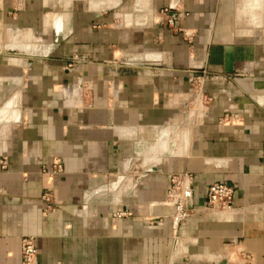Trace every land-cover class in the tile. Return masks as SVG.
<instances>
[{"label": "crops", "instance_id": "obj_1", "mask_svg": "<svg viewBox=\"0 0 264 264\" xmlns=\"http://www.w3.org/2000/svg\"><path fill=\"white\" fill-rule=\"evenodd\" d=\"M0 156V264H264V0H0Z\"/></svg>", "mask_w": 264, "mask_h": 264}, {"label": "built area", "instance_id": "obj_2", "mask_svg": "<svg viewBox=\"0 0 264 264\" xmlns=\"http://www.w3.org/2000/svg\"><path fill=\"white\" fill-rule=\"evenodd\" d=\"M161 10L165 13V21L169 25L181 29L180 26L175 24L177 17L175 9L170 10L169 6H164ZM205 76L206 72L204 69H202L200 73L191 75L189 78L190 88H195ZM5 165V157L0 156V167H5ZM40 170L43 173L55 174L62 170V165L58 159L54 158L49 166L41 165ZM232 193V186L226 182L220 181L207 184L204 188L205 197L200 207V211L215 213L231 210ZM191 195V174L185 171L170 174L164 190V200L173 206V212L170 216L173 226H177L182 219L188 216ZM40 198L44 202L42 210L46 211L53 209L49 190L43 191ZM123 213V211H118L116 212V215H121ZM36 254L37 249L34 245L33 238L29 235L22 236L20 238L19 246V264H37Z\"/></svg>", "mask_w": 264, "mask_h": 264}, {"label": "water", "instance_id": "obj_3", "mask_svg": "<svg viewBox=\"0 0 264 264\" xmlns=\"http://www.w3.org/2000/svg\"><path fill=\"white\" fill-rule=\"evenodd\" d=\"M169 9H170V10H174V8H173L172 5H169ZM129 163H130V162H129ZM153 169H155V166L150 165V166H147V167L144 168V172L151 171V170H153ZM122 175H123V174L118 175V178H117V179L119 180L120 178H122ZM118 180L116 181V185H117V183H118ZM111 187H114V186L111 185L110 188H111ZM115 187H116V186H115Z\"/></svg>", "mask_w": 264, "mask_h": 264}]
</instances>
